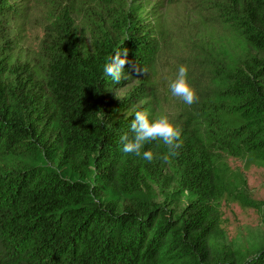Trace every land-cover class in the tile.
Here are the masks:
<instances>
[{"label": "trees", "instance_id": "1", "mask_svg": "<svg viewBox=\"0 0 264 264\" xmlns=\"http://www.w3.org/2000/svg\"><path fill=\"white\" fill-rule=\"evenodd\" d=\"M240 1L238 14L228 19L264 54V0ZM27 14L17 0H0V161L26 160L11 170L0 166V264H264V247L246 257L219 252L212 241L218 204L233 187L221 155L264 162V58L214 72V90L197 94L177 124L180 147L169 150L153 141L145 146L153 153L147 161L123 153L121 136L131 138L134 113L151 112L152 103L118 117L126 102L143 94L136 88L112 110L107 96L153 66L156 35L137 30L127 40L105 39L83 54L63 11L45 33L46 63L38 74L18 64ZM124 52V72L114 82L103 67ZM49 100L58 113L55 123L44 113ZM47 130L62 138L61 158L73 155L93 167L90 181L31 162L39 143L46 144ZM166 167L178 172L179 186L199 197L181 215L137 194L148 181L158 183ZM107 189H118L129 203L101 199Z\"/></svg>", "mask_w": 264, "mask_h": 264}, {"label": "rangeland", "instance_id": "2", "mask_svg": "<svg viewBox=\"0 0 264 264\" xmlns=\"http://www.w3.org/2000/svg\"><path fill=\"white\" fill-rule=\"evenodd\" d=\"M17 1L28 11L19 32L18 64L38 74L46 63L42 48L45 33L63 11L83 54L93 52L105 39L127 40L131 32L137 30L156 35L153 39L158 40V51L153 66L110 89L107 100L111 110L127 100L136 88L143 94L130 98L127 105L116 112L118 117H128L141 106L144 110L148 108L146 103L151 102L149 114H167L177 125L190 107L172 96L168 88L179 66L187 68L190 84L197 96L203 90L210 93L214 90L213 73L221 72L223 66L243 65L244 59L254 56L264 58V54L257 53L239 31L234 30L228 19V15L238 14L242 6L240 0ZM43 92H46V86ZM49 101L47 106L44 105V113L55 123L58 113ZM42 129L43 124L39 125V132ZM44 136L47 142L39 143L42 148L30 157L31 162L56 167L68 178L91 180L93 167L84 159L73 155L60 157L65 144L56 130H47ZM221 156L230 170L233 187L218 204L220 221L213 236V246L219 252L236 251L251 257L264 247V162L252 156ZM24 164L26 160L21 157L8 162L1 158L0 161V166L9 170ZM178 178V172L166 167L158 183L148 181L149 185H142L137 194L145 201L165 204L181 215L191 201L199 197L179 186ZM101 199L129 203V198L118 189L105 190Z\"/></svg>", "mask_w": 264, "mask_h": 264}, {"label": "clouds", "instance_id": "3", "mask_svg": "<svg viewBox=\"0 0 264 264\" xmlns=\"http://www.w3.org/2000/svg\"><path fill=\"white\" fill-rule=\"evenodd\" d=\"M126 62V52L123 58L120 55L114 56L104 65L103 72L114 82H119ZM168 88L172 96L178 97L186 105L193 104L197 99L189 81L188 70L183 65L178 67L176 76L169 82ZM129 131L133 134L131 138L127 133L121 136V151L147 161L153 159V153L145 150V146L153 141H160L169 150L180 147L181 129L167 114L152 115L147 111H136L130 121ZM164 159H167V156Z\"/></svg>", "mask_w": 264, "mask_h": 264}]
</instances>
